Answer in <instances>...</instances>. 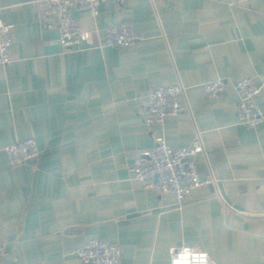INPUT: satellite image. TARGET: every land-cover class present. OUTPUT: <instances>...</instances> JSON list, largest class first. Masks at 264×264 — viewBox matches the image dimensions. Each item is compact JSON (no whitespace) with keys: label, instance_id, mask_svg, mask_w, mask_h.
I'll list each match as a JSON object with an SVG mask.
<instances>
[{"label":"crops","instance_id":"obj_1","mask_svg":"<svg viewBox=\"0 0 264 264\" xmlns=\"http://www.w3.org/2000/svg\"><path fill=\"white\" fill-rule=\"evenodd\" d=\"M32 1L0 0L14 59L0 66V264H83L78 251L94 238L118 245L121 264H170L184 246L216 264H264V122L233 125L236 84L264 79V0H106L97 17L72 12L92 45L70 51ZM121 21L143 40L99 47ZM217 79L225 89L209 100L204 85ZM177 84L182 112L147 127L146 96ZM256 102L264 112V92ZM197 129L198 173L216 183L178 207L130 180L141 151L162 137L190 147ZM29 137L40 157L12 165L4 148Z\"/></svg>","mask_w":264,"mask_h":264},{"label":"built area","instance_id":"obj_2","mask_svg":"<svg viewBox=\"0 0 264 264\" xmlns=\"http://www.w3.org/2000/svg\"><path fill=\"white\" fill-rule=\"evenodd\" d=\"M106 0H34L32 6L47 29H57L60 44L64 50H78L92 45V34L83 31L72 16L74 10L86 11L94 17ZM119 4L126 0H115ZM247 0H229L230 6H240ZM13 25L0 19V66L10 64ZM143 40L131 21L111 24L105 31V41L99 47L134 48ZM225 82L213 80L204 85L205 97L217 100L221 97ZM240 94L234 126L254 128L264 122V112L256 102L264 92V79L259 83L243 78L236 84ZM186 98V87L182 84L159 86L150 91L143 101V123L150 127L162 125L168 117L178 116L182 110V99ZM12 165L26 163L40 157L34 138H26L4 148ZM206 155L203 132L197 129L190 147H172L166 138H159L147 150L141 151L129 169L130 180L146 191L172 195L175 205L182 207L194 192L204 186L216 183L213 177L202 178L197 170L196 158ZM170 264H216L208 252L192 247L172 248L169 251ZM78 256L83 264H121L122 250L106 239H89L79 249ZM0 242V261H1Z\"/></svg>","mask_w":264,"mask_h":264},{"label":"water","instance_id":"obj_3","mask_svg":"<svg viewBox=\"0 0 264 264\" xmlns=\"http://www.w3.org/2000/svg\"><path fill=\"white\" fill-rule=\"evenodd\" d=\"M221 196L225 199V201L230 205L231 203H230V201H229V199H228V197L225 195V193L223 192V190H222V188H221Z\"/></svg>","mask_w":264,"mask_h":264}]
</instances>
